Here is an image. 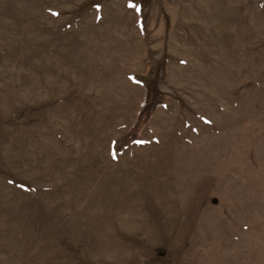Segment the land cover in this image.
<instances>
[{"label": "rangeland", "instance_id": "rangeland-1", "mask_svg": "<svg viewBox=\"0 0 264 264\" xmlns=\"http://www.w3.org/2000/svg\"><path fill=\"white\" fill-rule=\"evenodd\" d=\"M264 254V0H0V264Z\"/></svg>", "mask_w": 264, "mask_h": 264}, {"label": "crops", "instance_id": "crops-1", "mask_svg": "<svg viewBox=\"0 0 264 264\" xmlns=\"http://www.w3.org/2000/svg\"><path fill=\"white\" fill-rule=\"evenodd\" d=\"M132 256L119 259V262L110 264H264V254L261 255H190L179 254H149L141 250H133ZM107 264V263H103Z\"/></svg>", "mask_w": 264, "mask_h": 264}]
</instances>
